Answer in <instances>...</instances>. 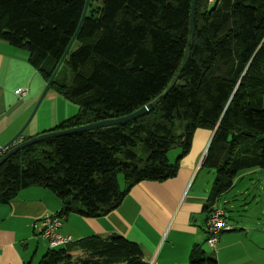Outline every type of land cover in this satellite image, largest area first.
<instances>
[{
	"label": "trees",
	"instance_id": "obj_1",
	"mask_svg": "<svg viewBox=\"0 0 264 264\" xmlns=\"http://www.w3.org/2000/svg\"><path fill=\"white\" fill-rule=\"evenodd\" d=\"M86 0H0V40L27 51L47 83L79 27ZM192 0H91L51 87L79 106L62 131L132 114L154 101L186 53ZM49 89V90H50ZM198 129L214 133L202 168L210 203L245 171L264 170V0H197L193 44L170 93L124 125L48 139L0 166V205L30 187L53 192L60 215L98 218L137 184L177 175ZM181 150L174 163L168 153ZM120 177L125 187L122 189ZM49 249L39 264H146L139 245L111 235ZM189 264H218L194 247Z\"/></svg>",
	"mask_w": 264,
	"mask_h": 264
},
{
	"label": "crops",
	"instance_id": "obj_2",
	"mask_svg": "<svg viewBox=\"0 0 264 264\" xmlns=\"http://www.w3.org/2000/svg\"><path fill=\"white\" fill-rule=\"evenodd\" d=\"M28 59L27 51L0 40V147L25 125L47 84ZM19 88L27 89L25 96L15 94ZM68 102L55 92L49 107L39 106L19 141L50 132L69 118ZM213 135L198 129L175 177L137 184L110 213L98 218L64 214L60 233L73 239L68 248L74 256L79 255L77 242L115 234L139 245L146 264H189L196 246L218 264H264V190L258 189L264 170L240 173L233 188L215 202L232 230L221 233L215 250L207 244L204 208L210 203L211 189L208 183L197 184V177ZM239 198L242 208L237 205ZM251 198L258 200L248 204ZM62 209L58 197L42 187L26 188L9 205H0V264H39L49 246L34 224L46 215L61 214ZM239 210L238 218L226 214Z\"/></svg>",
	"mask_w": 264,
	"mask_h": 264
},
{
	"label": "water",
	"instance_id": "obj_3",
	"mask_svg": "<svg viewBox=\"0 0 264 264\" xmlns=\"http://www.w3.org/2000/svg\"><path fill=\"white\" fill-rule=\"evenodd\" d=\"M90 1L91 0H86L83 15H82L79 27L77 29V32L74 35V37L72 38L69 46L67 47L62 59L58 63V65H57L54 73L52 74L50 80L47 82L45 89L43 90L41 96L39 97L29 119L27 120L25 125L22 127V129L10 141H8L6 143V145H4L2 147V150H6V149H8V150L2 156H0V166H2L4 164V162H6L12 155L21 151L22 149L26 148L27 146H30V145H33V144H36V143H39V142H42V141H45L48 139L57 138V137H61V136H67V135H73V134L81 133V132L94 131V130H98V129H103V128L114 127V126H119V125L131 123V122L149 114L151 111H153V109L170 93V91L175 87L176 83L178 82L180 75H181V73H182V71H183V69H184V67L188 61V58L190 56V52H191V48H192V44H193L197 0H192L189 39H188V46L186 49L184 59L180 65L176 75L174 76V78L172 79V81L170 82L168 87L154 101L150 102L149 104H147L146 106L137 110L136 112L129 114V115H126L124 117L104 120V121H100L97 123H92L89 125L76 127L73 129H67V130H62V131H50V132H46V133L37 135L35 137H32L30 139H27L25 141L20 142L19 141L20 136L22 135L24 130L27 128V126L32 121L34 115L36 114L39 106L41 105L42 101L44 100L47 92L49 91V89H50V87H51V85H52V83H53V81H54V79H55V77L59 71V69L61 68L64 60L66 59L69 51L71 50V48H72V46L76 40L77 34L79 33L81 26L85 20ZM258 140H260V141L264 140V137L259 136Z\"/></svg>",
	"mask_w": 264,
	"mask_h": 264
},
{
	"label": "built area",
	"instance_id": "obj_4",
	"mask_svg": "<svg viewBox=\"0 0 264 264\" xmlns=\"http://www.w3.org/2000/svg\"><path fill=\"white\" fill-rule=\"evenodd\" d=\"M26 93L27 89L25 88H19L15 91V94L19 97L25 96ZM7 150L8 149L2 150V147H0V156H2ZM63 220L64 216L60 214L46 215L39 223L34 224V228L39 227V235L47 241L49 249L54 250L65 248L74 243L70 236L60 233L63 226ZM204 229L207 235V244L214 250L219 242L221 233L232 230V227L227 224L224 212L220 209L218 203H213L209 207L208 215L204 223Z\"/></svg>",
	"mask_w": 264,
	"mask_h": 264
},
{
	"label": "rangeland",
	"instance_id": "obj_5",
	"mask_svg": "<svg viewBox=\"0 0 264 264\" xmlns=\"http://www.w3.org/2000/svg\"><path fill=\"white\" fill-rule=\"evenodd\" d=\"M213 1H215V0H213ZM56 91L53 89V88H51L48 92H47V94H46V96H45V98H44V100L42 101V104H41V107H45L46 105L49 107V100L51 99V97H52V95H54V93H55ZM44 105V106H43ZM67 110H68V115L70 116V117H72V116H75V115H77V113L79 112V106L77 105V104H75V103H73V102H68V108H67ZM52 111H54V110H52ZM213 133V132H212ZM180 153H181V150L179 149V148H174V149H172L169 153H168V159H169V162L172 164V163H174L175 162V160L177 159V157L180 155ZM195 178V177H194ZM214 179H215V173H214V171L213 170H208V169H206V168H203L202 169V172L198 175V177H197V184L198 183H208V184H206V186L208 187V188H210L211 189V187H212V184H213V182H214ZM259 182V187H258V189H262V190H264V177L262 178V177H260V181H258ZM120 184H121V188L123 189L124 187H125V185H124V180H123V177H120ZM263 192V194H264V191H262ZM254 194H255V196L257 195V191H254L253 192ZM238 200V202L239 203H237V205H238V207L239 208H242V202H243V199H237ZM254 200H258V199H250L249 201H248V204H252V202L254 201ZM256 203V202H255ZM221 205L222 206H225L224 204H223V202L221 201ZM226 208V207H225ZM227 214V216L228 215H237V218H238V216L241 214V212H240V210L238 211V212H236V213H229V212H227L226 213ZM74 248H76V247H74ZM206 248V250H208V248L207 247H205Z\"/></svg>",
	"mask_w": 264,
	"mask_h": 264
}]
</instances>
